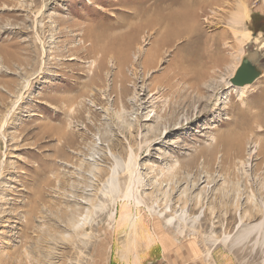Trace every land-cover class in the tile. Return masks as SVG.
I'll list each match as a JSON object with an SVG mask.
<instances>
[{"label":"rangeland","instance_id":"1","mask_svg":"<svg viewBox=\"0 0 264 264\" xmlns=\"http://www.w3.org/2000/svg\"><path fill=\"white\" fill-rule=\"evenodd\" d=\"M182 1L0 0V264H264V74L220 82L264 39V0H211L155 50ZM205 42L204 84L170 90Z\"/></svg>","mask_w":264,"mask_h":264},{"label":"bare ground","instance_id":"2","mask_svg":"<svg viewBox=\"0 0 264 264\" xmlns=\"http://www.w3.org/2000/svg\"><path fill=\"white\" fill-rule=\"evenodd\" d=\"M224 3V2H223ZM216 4V2H215ZM213 5L211 0H183L182 3H181V6L180 8L181 9H175V10H172L170 13H169V16L167 18V21H164L163 18H158L157 19V23L158 25L160 26H163L164 28V36L162 37V39L159 41V43H157V45L155 46V50H158L160 49V47H163V46H168L170 45V43L172 41H177V40H180L181 38H187V37H193L195 35V32L197 31L198 29V25H197V17L201 16V15H205L206 18H204V22H206L207 24H210L212 21L211 20V17L212 16H208L206 15L205 11L208 10V13L209 11L211 12V14L213 15ZM237 6V11H235L234 13H231L230 14V25L232 27H237V26H241L242 22L244 19H248V9L246 8L245 4L243 2H239ZM174 7V6H173ZM216 9V8H215ZM194 11L192 13H189L188 11ZM219 12V11H218ZM39 13V12H38ZM167 15V14H166ZM152 29V28H151ZM241 28H238L234 31H232V36L234 37V39L238 40V39H242V40H247V35L245 34V32H243V30H239ZM148 30V28H147ZM193 35V36H192ZM225 36V35H224ZM88 37V35H87ZM38 38V37H37ZM219 38V36H218ZM221 39V38H220ZM250 39V37H249ZM248 39V40H249ZM247 40V41H248ZM38 43L41 47V50L42 52H44L45 50H43V46H42V41L38 38ZM100 41V40H99ZM257 43V51H259L260 53H264V39L263 37H261L260 35L256 36L255 39L253 40ZM217 41L213 40V46L216 44ZM205 47L203 48V50L198 54H194L193 56H188V57H185V58H181L179 59V61L177 60L176 64H175V68L177 69L176 71H173L171 75L168 76V85L167 87L172 90L174 87H176V83L181 82L184 86V84H188L190 85L189 82H191L192 84V88L196 87L198 88L201 83H203V81L205 80L206 78V75L203 74L202 76L199 75L194 77V76H189L190 74L188 73L189 71L187 70V65L189 63H193L194 60H196L197 58H209L208 60H206L207 62L213 60L214 58L212 57L214 55V53L212 52V49L211 47H209L206 42H205ZM94 48V47H93ZM218 63V59L216 60V64ZM213 71V70H212ZM198 79H200L198 81ZM173 80H176V81H173ZM226 79L224 78V81H220L221 83L223 82L224 83V86H228L227 84L228 81H225ZM173 81V82H172ZM198 81V82H197ZM209 81V80H208ZM197 82V83H196ZM207 82V81H206ZM214 82V81H213ZM179 84V83H178ZM204 84V83H203ZM29 85V81H26L25 85H24V89L27 88ZM214 85V84H213ZM218 85V84H216ZM191 86V85H190ZM202 86V85H201ZM221 86V85H220ZM178 87V86H177ZM180 87H182L180 85ZM179 87V88H180ZM186 87V86H185ZM214 87V86H213ZM217 87V86H216ZM189 88V86H188ZM228 88V87H226ZM246 87H243V88H236V89H244ZM167 89V88H166ZM187 89V88H186ZM212 89V88H211ZM177 90V89H176ZM175 90V91H176ZM190 91V90H189ZM206 91V89H205ZM239 91V96L241 97V95L244 94L243 90H237ZM177 92V91H176ZM175 92V93H176ZM185 92V91H184ZM188 93V92H186ZM191 93V92H190ZM196 93V92H195ZM206 93V92H205ZM208 93V92H207ZM211 93V92H210ZM183 94V93H182ZM179 95H180V92H179ZM184 95V94H183ZM182 95V96H183ZM189 95V94H188ZM193 95V94H192ZM172 96V95H171ZM197 95L195 94V97ZM189 97V96H188ZM187 97V99H188ZM202 97V95H201ZM204 97V96H203ZM239 97V98H240ZM186 98V97H185ZM19 99H21V96L18 97V99L15 101V103L19 102ZM203 98H201L202 100ZM186 100V99H185ZM200 100V99H199ZM174 102V101H173ZM185 102V101H184ZM183 102V104L185 105V103ZM182 104V105H183ZM188 104V103H187ZM154 106V105H152ZM177 106V105H176ZM178 107V106H177ZM153 108V107H152ZM13 109V108H12ZM162 120V119H161ZM5 127V123L2 124L1 126V129H4ZM3 131V130H2ZM1 131V132H2ZM1 137H3L1 135ZM228 148V147H227ZM229 150V149H228ZM2 161L0 162V164L2 165ZM136 166V165H135ZM137 170V169H136ZM1 171L2 169H0V175H1ZM133 171V169H132ZM138 171V170H137ZM134 172V171H133ZM136 173V172H135ZM137 174V173H136ZM165 174V173H164ZM132 176V175H131ZM133 178V177H132ZM139 176H137L135 179L136 180H139L138 179ZM134 179V180H135ZM131 182V181H130ZM138 182H136L135 184H137ZM134 184V185H135ZM140 184V183H139ZM132 186V185H131ZM135 187V186H134ZM133 187V188H134ZM136 189V187H135ZM137 194V192H136ZM134 194V192L132 190H127L125 193H124V196L123 198L127 199V200H132L134 201L136 204L138 203L139 201V198L137 197V195ZM135 206V205H134ZM114 214H112L113 216ZM78 227V226H77Z\"/></svg>","mask_w":264,"mask_h":264},{"label":"water","instance_id":"3","mask_svg":"<svg viewBox=\"0 0 264 264\" xmlns=\"http://www.w3.org/2000/svg\"><path fill=\"white\" fill-rule=\"evenodd\" d=\"M262 58H264V53L257 51V46L252 50H245L238 66L228 79L229 85L233 88L253 85L264 74Z\"/></svg>","mask_w":264,"mask_h":264},{"label":"crops","instance_id":"4","mask_svg":"<svg viewBox=\"0 0 264 264\" xmlns=\"http://www.w3.org/2000/svg\"><path fill=\"white\" fill-rule=\"evenodd\" d=\"M161 257L157 260H155L153 263H149V264H181L182 262H178L177 260L173 259V258H169V256H167V260L164 262L162 253L160 255Z\"/></svg>","mask_w":264,"mask_h":264}]
</instances>
